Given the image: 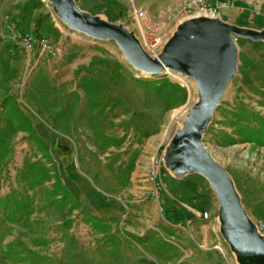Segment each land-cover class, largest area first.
<instances>
[{"label":"rangeland","instance_id":"374dc122","mask_svg":"<svg viewBox=\"0 0 264 264\" xmlns=\"http://www.w3.org/2000/svg\"><path fill=\"white\" fill-rule=\"evenodd\" d=\"M75 2L92 15L126 26L141 40V24L152 37L165 32L171 36L179 22L172 15L178 5L154 15L148 12L137 20L132 11L134 0ZM21 32L48 37L61 52L56 56L30 54L14 39ZM237 39V73L202 140L232 176L241 205L264 235L260 229L264 221V128L255 117L264 118V39ZM244 40L248 44H242ZM8 95L51 145L52 161L43 156L28 131L19 130L21 121L3 110ZM198 97L193 78L173 71L152 75L135 69L114 40L71 29L49 0H0V199L16 192L21 201L20 205L12 199L0 203V264H38L40 260L42 264H125V253L136 240L123 224L106 221L98 230L88 221L83 202L74 209L60 203L61 195L54 194V178L36 185L30 169L21 173L26 164L36 163L39 170L50 167L52 175L54 161L63 180L74 172L117 197L125 198L132 181L149 183L144 194L148 204L171 186L194 179L189 188L194 204L210 213L203 224L217 237L212 263L244 264L222 234L219 202L211 183L200 173L173 174L164 157ZM253 127L259 134L251 131ZM58 135L67 136L75 147L67 160L56 153ZM154 157L162 158L157 175L153 173ZM157 183L162 187L157 188ZM151 207L146 211L150 221ZM163 212L158 206L157 215L163 218ZM161 231L148 229L142 242L137 239L150 254H156L159 264H204L200 254L178 247L180 242L168 237L169 230ZM13 247L31 249L42 257L33 254L32 262H25Z\"/></svg>","mask_w":264,"mask_h":264},{"label":"water","instance_id":"95a60500","mask_svg":"<svg viewBox=\"0 0 264 264\" xmlns=\"http://www.w3.org/2000/svg\"><path fill=\"white\" fill-rule=\"evenodd\" d=\"M55 13L73 30L100 40H114L137 70L159 75L169 71L193 78L198 100L187 111L180 129L165 149L170 167H186L211 183L219 202L220 228L242 262L264 264V235L241 205L234 180L202 140L234 74L239 48L236 37L264 39V29L231 24L220 14H195L182 18L156 56L126 26L92 15L75 0H49ZM178 175V176H182Z\"/></svg>","mask_w":264,"mask_h":264},{"label":"crops","instance_id":"0c3cea01","mask_svg":"<svg viewBox=\"0 0 264 264\" xmlns=\"http://www.w3.org/2000/svg\"><path fill=\"white\" fill-rule=\"evenodd\" d=\"M182 1L184 0H140L139 4H136L134 0V6L154 15L164 8L177 6ZM209 1L211 4H217L220 0ZM231 1L230 6L220 8L226 21L253 30L264 29V0ZM246 40L242 41V44H248L249 41ZM261 46L264 47V43H261ZM63 182L75 201L78 204L84 203L88 217L100 220L103 224L106 221L119 222L125 226L133 240H136L132 249L125 253V264H159L156 254H150L146 244L140 242L145 239L148 229L161 231L165 228L170 231L167 232L169 238L180 242L176 243L178 247H188L186 251L200 254L204 264H213L214 241L216 242L217 237L214 238L209 227L203 224L207 221L200 216L204 210L199 209L200 205L194 204L196 199L189 189L190 185L196 182L194 179H186L171 186L166 193L153 197L150 204L144 198L148 187L151 186L149 183L139 184L136 180L132 181L129 192L123 198L101 191L74 172ZM150 205L153 212L151 221L146 218V211ZM158 206L164 210L163 218L157 215ZM156 236H159L157 232ZM137 239L140 242H137ZM166 240L173 243L170 239Z\"/></svg>","mask_w":264,"mask_h":264},{"label":"trees","instance_id":"16d2710c","mask_svg":"<svg viewBox=\"0 0 264 264\" xmlns=\"http://www.w3.org/2000/svg\"><path fill=\"white\" fill-rule=\"evenodd\" d=\"M41 26L40 23H37V27L39 28ZM177 89L179 90H184L182 87L178 84L174 85ZM13 99V100H12ZM3 110L6 111V113L9 115L10 118L12 119H19L21 121V124L19 126V130L21 131H28L29 135L28 137L35 143L37 146L42 150L43 156L48 159V160H53V154L51 153V145L47 143L36 131L34 124L31 120V118L24 112V110L21 108L19 103L14 100V98L10 95L6 96L5 99L3 100ZM256 118L259 120V125L264 128V118L260 115H256ZM251 129V128H250ZM251 131L254 134H259L257 131L256 127H253ZM54 147L56 150L57 155L63 159L67 160L69 159L75 151V147L72 143V141L62 135H58L54 139ZM52 166L54 168L53 174L51 175V168H45L41 167L42 170L38 169V164L32 163L31 165H25L24 168L22 169L21 173L24 174L26 172V169H30V175L29 176H34V184H43L45 183L47 178H54V194L56 195H61V199H59L60 203L62 204H70L71 208H77L79 206L78 202L75 201L74 197L70 193L69 189L66 187V185L63 182V179L60 175V170L58 163L56 161L52 162ZM32 184V185H34ZM16 192H13L12 194H8L5 196L4 199H0V203H2L4 200L8 202L10 199L14 200L16 203L19 205L21 204V201L15 197ZM88 221L95 227L96 229H102L103 228V222L100 220H96L93 217H88ZM16 249V247H15ZM13 247L14 252L18 251V249L15 250ZM21 252L20 254L23 255V260L25 262H32L30 259L31 256H40V254L36 253V251H33L31 249H23V251H18ZM28 255V257H27ZM40 263L42 264L43 261L40 260ZM37 263V262H36Z\"/></svg>","mask_w":264,"mask_h":264},{"label":"built area","instance_id":"2783aa9c","mask_svg":"<svg viewBox=\"0 0 264 264\" xmlns=\"http://www.w3.org/2000/svg\"><path fill=\"white\" fill-rule=\"evenodd\" d=\"M232 4L231 0H220L217 4H211L209 0H184L182 1L175 9L172 11V15L175 19L180 20L184 17H188L195 14H209L212 16H216L221 14L220 8L222 6H230ZM133 15L137 20L144 19L148 13L145 9H138L133 6ZM142 25V24H141ZM140 25V32H141ZM143 36V40H141L143 46L146 48L147 52H149L152 56H156L162 47L164 46L166 40L170 37V35L165 32L163 34H156L152 37H148L146 31L144 30V34L141 32ZM14 39L16 40L17 45L27 51L28 53H37L40 56H56L61 52V48L58 45H54L52 40L48 37L37 38L35 35L29 32H21L16 33L14 35ZM162 164V158L154 157L153 166L155 170L153 173L155 175L160 173V167ZM158 187H162L160 183H157ZM159 191V190H158ZM200 216L204 219H208L210 217V213L208 211H203L200 213ZM260 229L264 231V221L260 223ZM219 249H222L218 246Z\"/></svg>","mask_w":264,"mask_h":264},{"label":"bare ground","instance_id":"6f19581e","mask_svg":"<svg viewBox=\"0 0 264 264\" xmlns=\"http://www.w3.org/2000/svg\"><path fill=\"white\" fill-rule=\"evenodd\" d=\"M181 20V19H180ZM178 20V21H180ZM142 26V25H141ZM141 32L144 34V27H141ZM145 48V47H144ZM146 49V48H145ZM169 71V70H168ZM187 113V112H186ZM186 115V114H185ZM184 118V117H183ZM186 167H172L171 172L176 175H182V173L186 170ZM244 264H254L252 262H243Z\"/></svg>","mask_w":264,"mask_h":264}]
</instances>
